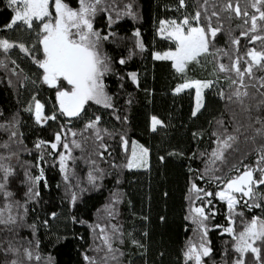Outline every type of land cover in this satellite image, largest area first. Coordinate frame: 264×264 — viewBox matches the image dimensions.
Masks as SVG:
<instances>
[{"label":"trees","instance_id":"trees-1","mask_svg":"<svg viewBox=\"0 0 264 264\" xmlns=\"http://www.w3.org/2000/svg\"><path fill=\"white\" fill-rule=\"evenodd\" d=\"M64 2L75 6L78 0ZM237 5L248 15L238 16ZM249 7L248 0H101L92 22L95 31L108 36L101 40L108 66L103 84L112 106L90 100L78 116L68 117L58 107V88L43 82L35 62L43 55L39 33L22 23L6 27L13 8L9 0H0V39L14 45L6 52L0 48V209L3 219L14 217V223H0V264H185L189 242L198 245L202 236L186 217L192 207L201 206L209 216L206 240L212 248L204 264H234V234L253 217L264 216V185L254 186L251 199L238 197L233 210L215 195L235 174L264 168V135L257 133L264 130V69L254 66L252 75H245L248 95L239 98L232 83L239 82L238 74L219 69L225 61L230 69L234 48L244 58L246 47L264 50V41L251 40L264 36V21L251 31ZM197 11L202 25L208 19L219 31L209 40V52L180 73L171 60L154 58L153 51L174 47L155 27L162 19L192 17ZM236 39L239 45L233 44ZM240 67L245 68L243 63ZM192 78L212 82L202 90V107L195 115L193 88L176 91L178 83ZM59 86L67 84L60 81ZM35 101L44 106L46 118L55 119L36 121ZM96 117V127H86ZM151 117L161 121L155 129ZM229 135L235 139L223 158L213 157L218 141ZM132 142L148 149L146 167L126 166ZM62 152L63 170L58 164ZM4 169H10L7 179ZM38 172L43 173L39 180ZM194 184L203 191H192ZM207 192L213 195L205 196ZM230 211L234 234L223 230L230 224ZM96 225L112 237L113 251ZM254 246L261 249L260 259L249 252L245 264H264V242Z\"/></svg>","mask_w":264,"mask_h":264},{"label":"snow or ice","instance_id":"snow-or-ice-1","mask_svg":"<svg viewBox=\"0 0 264 264\" xmlns=\"http://www.w3.org/2000/svg\"><path fill=\"white\" fill-rule=\"evenodd\" d=\"M79 7H70L64 0H9V5L14 8V15L11 17L10 22L6 25L8 28H12L18 23H23L28 28H32L35 21L40 22L39 32V44L42 46L43 58L35 60L41 69H43V82L50 86L57 87L56 98L60 106L62 114L68 117H76L83 110L84 105L93 100L96 103H104L106 107H111V97H109L104 91L103 76L108 71L106 64V57H102L99 46L101 40H107L108 36H101L98 31L93 28L92 17L97 12V6L101 3V0H78ZM184 0H181L183 4ZM207 2V0H205ZM264 4V0H255L252 7L256 9L259 16H251V31L255 32L257 29V20L264 21V10H261L258 5ZM54 7V13L51 10ZM131 7L130 5L128 6ZM227 8L232 9V4L229 2ZM237 15L243 14L247 16L245 11L241 13L240 7L237 5L233 9ZM215 11L212 16H217ZM201 13L196 12L193 20L197 21V26H192L188 18H185L182 23L176 21L161 22V32L166 33L169 39L175 41V49L167 51L163 54L156 53L154 58L157 60H171L173 67L177 72L184 73L187 65L191 62H198L201 55L209 52V34L215 37L219 28H213L209 23L207 26H199ZM210 19V18H209ZM247 22V21H246ZM167 24V27H166ZM171 30H168V29ZM139 36V33H135ZM242 35H248V33H242ZM252 41L261 40L264 41V36L253 35ZM233 44L239 45V40H233ZM14 45L9 43L7 39H0V48L5 52ZM19 47L24 52H29L23 44ZM137 47L143 49L142 42H137ZM250 60L247 61V66L242 70L240 67V57H237L233 62L231 69L227 68L223 63L219 65L220 71H230L234 69L239 76V82L232 81L233 84L239 83L240 87L246 88L244 84L245 75H252L253 67L259 66L264 69V50L257 51L255 48L249 50L246 53ZM35 59V58H34ZM121 64L125 63V60L119 61ZM131 79L135 82L137 80L136 73L130 74ZM264 81V77L261 78ZM60 81H64L67 87H60ZM212 82L193 81L191 83H184L176 88L177 92L182 91L184 88L195 87L197 92V105L193 115L202 107L201 104V90L210 87ZM264 86V84H262ZM223 95V93H221ZM236 97L247 96L248 92L245 90L240 91L237 88L234 92ZM231 99V97H229ZM43 105L36 101V119L40 121L42 119ZM45 119H55V116L47 117ZM99 117L96 120L90 122L86 127L95 128L96 123L99 121ZM161 124V121L156 117H152V127L156 128ZM258 134L264 135V130L257 129ZM15 135V133H13ZM73 135H75L73 133ZM59 134L56 135V140L60 141ZM234 136H227L226 139L218 141L219 148L217 151H213L212 156L217 159L223 158V150L230 147L229 141L234 140ZM75 143V141H73ZM123 143L127 146V140ZM40 145L38 144L37 147ZM79 147V144L76 145ZM53 148L57 147L56 143L52 144ZM67 148L68 145L64 144ZM147 154L148 149L142 145H136L133 142L131 150V157L128 160V168H140L147 166ZM61 168L63 170L65 157L61 155ZM261 161L264 162V156H261ZM2 167V166H0ZM7 179V174L10 169H4ZM254 172H259L260 176L257 178L254 176ZM43 173H41V176ZM41 177H37L39 180ZM68 177L65 176V179ZM90 180L93 179L89 174ZM219 179V178H217ZM255 185H264V168L248 169L237 175L235 178L226 182L223 190L215 193L220 200L226 201L229 210H233L238 204L235 193H239L242 196L249 197L250 199L256 195L254 191ZM4 188V184L0 183V189ZM192 191L199 193L203 191L194 184ZM8 195H11L10 193ZM211 192L205 193V196H212ZM264 198V196H262ZM76 197L73 195V200ZM197 199H200L197 196ZM211 204V201H208ZM259 207V205H255ZM251 207V205H249ZM3 209H0V223L9 224L14 223V217L11 215L7 219H3ZM111 214V213H109ZM237 215H243V213H236ZM190 218L193 223L197 224L198 229L202 231V236L199 244L189 242V246L184 253L185 264L188 261H193L194 264H204V257L210 256L212 248L209 246L206 237L208 228L206 221L209 219L208 214L205 212L204 207H192ZM230 224L233 222L230 211ZM103 234V243L107 246L109 251H113L111 239L105 230V228L96 225ZM224 232L234 234L235 229L232 226L223 229ZM117 231L115 225H113V234ZM235 250L240 253V258L237 259L234 264H245L244 254L253 253L257 260L260 259L261 249L254 246L257 241L264 242V219L258 217L252 218V220L244 225L243 231L238 234H234ZM29 259L32 257V253L25 250ZM89 259L88 257H85ZM39 259V257H37ZM115 259V257H113ZM12 264H16V261H12ZM93 264L95 262L93 261Z\"/></svg>","mask_w":264,"mask_h":264},{"label":"rangeland","instance_id":"rangeland-1","mask_svg":"<svg viewBox=\"0 0 264 264\" xmlns=\"http://www.w3.org/2000/svg\"><path fill=\"white\" fill-rule=\"evenodd\" d=\"M202 1V0H201ZM249 1V8H250V13H251V16L252 15H256L257 17L259 16V13L256 11V9L255 8H253L252 7V4L255 2V0H248ZM52 3L54 4V0H52ZM70 7H73V8H78L79 7V2L77 3V5H75V6H72V5H69ZM12 8H13V6H11ZM258 7H260L261 8V5H258ZM52 11H53V13H54V7L51 9ZM220 13H221V10H220ZM14 15V8H13V14H12V16ZM239 16V15H238ZM251 16H250V20H249V26H251ZM192 17H194V16H192ZM192 17H185V16H182V17H180L179 19H162V20H160V21H158L157 22V24H156V27H155V32H156V34L157 35H159V36H163V37H165V38H168V36H167V34L166 33H162L161 32V22L162 21H164V22H169V21H176L177 23H182V21L185 19V18H188L189 19V21H190V23L192 24V26H197V21H195V20H193L192 19ZM11 20V19H10ZM258 21H259V19L257 20V26H258ZM10 22V21H9ZM8 22V23H9ZM7 23V24H8ZM210 23V21L208 20V19H206V25H202V23H201V20H199V26H207L208 24ZM6 24V25H7ZM23 24V23H22ZM5 25V26H6ZM23 26H25V27H27L26 25H24L23 24ZM212 26V25H211ZM166 27H167V24H166ZM213 27V26H212ZM235 27V26H234ZM32 28L35 30V32L36 33H39L40 32V22L39 21H35L34 23H33V26H32ZM32 28H28V29H32ZM213 28H215V27H213ZM236 28H238V27H236ZM168 30H171L170 28L168 29ZM235 33V32H234ZM237 36V35H236ZM235 36V37H236ZM169 39V38H168ZM211 39V35L209 34V40ZM172 40V39H171ZM174 41V40H173ZM175 49V41H174V47L173 48H167V49H164V50H161V51H153V56H155V54L156 53H160V54H163V53H165V52H167V51H170V50H174ZM251 49H253V48H249V47H246L245 48V56H246V53L249 51V50H251ZM99 50H100V53H101V55H102V57H104V53H103V50H102V47H101V42H100V46H99ZM258 51V50H257ZM239 52H241V51H238V50H236L235 48L233 49V51L232 52H230V54H229V57H230V59H231V64H230V69H231V66H232V64H233V62L236 60V58L237 57H240L241 58V60H240V63H243V65L246 67L247 66V61L248 60H250V57H247L246 56V58H244V56L241 54V53H239ZM238 53H239V56H238ZM43 58V55H42V57L40 58V59H42ZM172 62V61H171ZM226 67H227V65H228V62L227 61H225V62H222ZM221 63H219V65H220ZM172 65H173V62H172ZM231 71H233L234 73H236V71L234 70V69H232ZM42 74H43V71H42ZM233 79V78H232ZM193 81H201V82H209V80H207V79H197V78H192V79H190V80H186V81H183V82H181V83H178L177 85H176V88L178 87V86H180V85H183L184 83H191V82H193ZM251 82H249V84H250ZM237 85V88H240V91H243V87H240V85H239V83H237L236 84ZM193 88V106H192V111L194 112L195 110H196V105H197V92H196V88L193 86L192 87ZM203 90V89H202ZM202 90H201V100H202ZM104 91H105V89H104ZM57 92V91H56ZM105 93H106V91H105ZM233 100V99H232ZM56 101H57V98H56ZM93 101V100H92ZM95 102V101H94ZM201 102V101H200ZM35 103H36V101L34 102V105H33V114H34V118H35V120L37 121V119H36V109H35ZM57 104H58V107H59V109H60V106H59V103H58V101H57ZM98 104V103H97ZM99 104H104V103H99ZM45 116L42 114V119L40 120V121H38L39 123H43L44 121H45ZM150 126L152 127V117L150 118ZM55 138H56V135H55ZM53 143H56V140L54 141H52L51 142V147H52V144ZM136 145H139L138 143H136ZM132 147H133V142H132V144H131V146H130V150H129V157H128V160H129V158L131 157V150H132ZM61 155H63L65 158H66V156H65V154H64V152H62L61 154H59V156H58V164H59V166H61V159H60V157H61ZM66 160V159H65ZM65 160H64V163H65ZM244 172V171H243ZM243 172H241V173H239V174H237V175H240V174H242ZM236 174L233 176V177H231V178H229L228 180H230V179H233V178H235L236 176H237ZM41 176V174L38 172L37 173V175H36V177H40ZM227 180V181H228ZM226 181V182H227ZM226 184V183H225ZM225 187V186H224ZM224 189V188H223ZM223 189H218V191L217 192H219V191H221V190H223ZM235 195H236V197L238 198V197H246V196H242L241 194H239V193H235ZM224 202V205H225V207H227L228 208V205H227V202L226 201H223ZM254 218V217H253ZM258 218H260V219H264V216L263 217H258ZM230 220V219H229ZM252 220V219H251ZM251 220H249L247 223H249ZM229 226H231V224H229L227 227H229ZM226 227V228H227ZM244 228V227H243ZM243 228H242V230L241 231H243ZM240 231V232H241ZM239 233V232H238ZM240 258V253H238V258H235V260H234V262L237 260V259H239Z\"/></svg>","mask_w":264,"mask_h":264},{"label":"flooded vegetation","instance_id":"flooded-vegetation-1","mask_svg":"<svg viewBox=\"0 0 264 264\" xmlns=\"http://www.w3.org/2000/svg\"><path fill=\"white\" fill-rule=\"evenodd\" d=\"M42 71H43V69H42ZM42 76H43V74H42Z\"/></svg>","mask_w":264,"mask_h":264}]
</instances>
